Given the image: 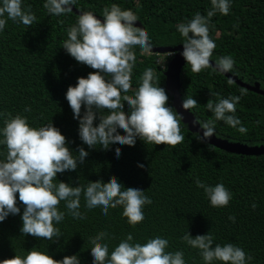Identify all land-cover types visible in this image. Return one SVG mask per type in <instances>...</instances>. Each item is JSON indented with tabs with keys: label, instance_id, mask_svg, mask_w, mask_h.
<instances>
[{
	"label": "trees",
	"instance_id": "trees-1",
	"mask_svg": "<svg viewBox=\"0 0 264 264\" xmlns=\"http://www.w3.org/2000/svg\"><path fill=\"white\" fill-rule=\"evenodd\" d=\"M43 3L44 0H22V9H30L35 21L25 27L7 20L0 33V113L25 116L34 127L52 123L65 136L73 155H77L80 147L88 152L84 163L75 171L57 173L58 181L77 186L78 182L86 185L97 180L106 183L115 177L125 188L145 190L152 203L145 206L144 220L133 229L122 218L120 207L110 208L108 215L101 217L99 209L84 208L81 196L80 211L84 218L73 219L61 201L58 209L65 216L54 225L62 234L55 242L21 235L20 214L9 215L0 222V261L23 256L29 250H40L56 260L76 254L80 264H91L89 238L105 231L109 234L106 241L109 251L128 233L133 235V242L140 243L159 235L168 239L167 251H183L186 264H203L198 250L187 246L180 237L186 231L195 237L210 230L213 245L232 243L251 255L248 264H264V154L245 156L220 150L197 140L198 134L192 133L180 118L184 139L174 147L163 143L145 145L137 139L131 147L112 145L108 150H101L97 145L88 149L78 137V121L73 119L65 92L69 85L75 86L78 77H86L96 70L76 62L62 48L66 29L75 23L77 14L72 11L59 17L49 15ZM112 4L136 16L148 33L152 47L183 45L176 26L197 12L207 17L212 7L210 0H76L74 7L81 12L91 11L103 20V9ZM208 27L209 37L216 45L211 59L231 56L234 61L231 73L246 83L258 82L264 89V0H231L229 14L215 12L209 18ZM133 51L136 58L126 94L132 96L143 72L151 69L155 83L168 96L167 105L175 110L173 97L166 91L167 65L160 64L161 55L142 53L136 48ZM180 93L182 101L185 96L197 101L191 112L200 122L213 119L205 107L209 100L216 103L230 96H241L235 115L247 129L246 133H239L223 121H215L214 135L248 146L264 145V96L233 81L229 84L228 78L210 66L192 73L188 64L182 69ZM25 106L31 111L25 112ZM123 110L127 113L126 104ZM5 118L7 115L0 116V127ZM116 148L121 153L119 159L114 158ZM0 151L6 150L0 146ZM138 163L144 167H137ZM197 178L213 186L222 183L232 193L229 204L211 207L203 190L195 186ZM20 207L22 213L23 206ZM229 216H234L235 222Z\"/></svg>",
	"mask_w": 264,
	"mask_h": 264
},
{
	"label": "clouds",
	"instance_id": "clouds-1",
	"mask_svg": "<svg viewBox=\"0 0 264 264\" xmlns=\"http://www.w3.org/2000/svg\"><path fill=\"white\" fill-rule=\"evenodd\" d=\"M210 3L212 7L207 17L197 12L190 20L176 26L183 38L180 55L192 73H199L209 66L219 74L231 73L234 67L231 56L211 59L216 45L208 34L209 18L215 12L228 15L231 0H210ZM75 4L76 0H44L43 8L49 15L59 17L71 13ZM101 17L103 22L91 11L79 12L75 23L66 29L67 38L62 44L76 62L96 70L86 77H78L75 86L69 85L65 92L73 119L78 121L80 141L88 149L99 145L101 150H108L112 145L131 147L137 139L145 145L163 143L174 147L184 139L180 132L181 115L167 105L168 96L164 88L155 83L152 70L143 72L132 96L126 94L131 86L136 58L133 49L147 53L152 48L148 33L134 26L137 18L130 10H122L116 4L105 7ZM35 19L30 9H22V0H0V33L7 20L29 27ZM228 83H232V78L229 77ZM240 99L241 96H230L216 103L209 100L205 107L213 119L194 121L203 130L202 137L197 135L196 139L206 141L213 136L215 121H223L239 133H246L247 129L235 115ZM124 104L127 113L123 110ZM197 104L193 97L185 96L181 108L191 111ZM24 111L31 109L25 106ZM5 115L7 118L0 127V146L6 150L0 151V222L9 215L20 214L21 235L55 242L62 234L54 225L65 216L58 205L63 201L68 215L83 219L81 196L84 208L99 209L101 217L107 216L110 208L120 207L122 218H126L125 222L131 228L144 220V208L152 203L145 190L125 188L115 177L106 183L97 180L86 185L78 182L77 186L58 181L57 173L75 171L84 163L88 152L80 147L77 155H73L65 136L52 123L34 127L25 116L0 113V116ZM96 120L98 123L94 125ZM113 152L114 158L119 159V148ZM137 167L144 165L138 163ZM194 183L197 189L203 190L213 208L226 207L232 199V193L222 183L213 186L198 178ZM20 205L23 206L22 213ZM252 207L255 208V204ZM228 219L235 222L234 216ZM108 239L109 234L105 231L89 238L91 264H186L183 251H167L169 241L159 235L140 243L133 242V235L128 233L111 251L106 242ZM180 239L198 250L203 264L214 261L248 264L252 260L243 248L232 243L213 245L210 230L195 237L186 231ZM0 264H80V260L76 254L56 260L48 252L29 250L23 256L15 255Z\"/></svg>",
	"mask_w": 264,
	"mask_h": 264
},
{
	"label": "water",
	"instance_id": "water-1",
	"mask_svg": "<svg viewBox=\"0 0 264 264\" xmlns=\"http://www.w3.org/2000/svg\"><path fill=\"white\" fill-rule=\"evenodd\" d=\"M73 11L76 14H79L78 9L73 6ZM100 19L99 17H97ZM103 22L102 19H100ZM134 26L139 27L141 30L145 31L142 23L139 21L134 22ZM183 50V45L172 46H158L152 47L150 52L154 54H172L165 71L164 75L166 78V91L173 97V106L178 114L181 115V120L183 123L188 125L189 130L192 133H196L202 137L203 130L200 129L199 124L194 123L196 120L193 113L189 110L181 108L182 98L180 93L181 88V73L186 61L180 55V52ZM211 63V62H210ZM211 67V66H210ZM213 68V67H212ZM214 69V68H213ZM226 78H232V81L237 85L245 88L251 92L264 96V89H261L260 83L255 82L253 84L246 83L239 79L237 76L232 73L222 74ZM197 121V120H196ZM209 145H212L220 150L226 151L228 153L245 155V156H259L264 154V145L260 146H248L239 142H230L226 139L219 138L215 135L209 137L206 141H203Z\"/></svg>",
	"mask_w": 264,
	"mask_h": 264
},
{
	"label": "rangeland",
	"instance_id": "rangeland-1",
	"mask_svg": "<svg viewBox=\"0 0 264 264\" xmlns=\"http://www.w3.org/2000/svg\"><path fill=\"white\" fill-rule=\"evenodd\" d=\"M159 56V62L162 66L168 65L170 59L169 56H172V54H160Z\"/></svg>",
	"mask_w": 264,
	"mask_h": 264
}]
</instances>
